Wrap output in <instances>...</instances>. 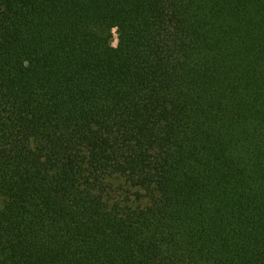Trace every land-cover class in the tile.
Returning <instances> with one entry per match:
<instances>
[{
  "label": "trees",
  "instance_id": "obj_1",
  "mask_svg": "<svg viewBox=\"0 0 264 264\" xmlns=\"http://www.w3.org/2000/svg\"><path fill=\"white\" fill-rule=\"evenodd\" d=\"M0 264H264V0H0Z\"/></svg>",
  "mask_w": 264,
  "mask_h": 264
},
{
  "label": "rangeland",
  "instance_id": "obj_2",
  "mask_svg": "<svg viewBox=\"0 0 264 264\" xmlns=\"http://www.w3.org/2000/svg\"><path fill=\"white\" fill-rule=\"evenodd\" d=\"M117 41H118V39H117V37H116V33L114 32V30H113V38H112V40H111V43H112V45H116L117 44Z\"/></svg>",
  "mask_w": 264,
  "mask_h": 264
}]
</instances>
